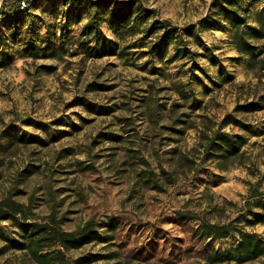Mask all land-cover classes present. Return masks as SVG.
<instances>
[{"label":"rangeland","instance_id":"rangeland-1","mask_svg":"<svg viewBox=\"0 0 264 264\" xmlns=\"http://www.w3.org/2000/svg\"><path fill=\"white\" fill-rule=\"evenodd\" d=\"M135 1L184 29L209 16L215 0ZM263 7L262 0L252 14ZM72 30L79 33V27ZM199 35L221 65L203 57L170 63L173 47L164 60L151 58L144 54L148 47L139 46V34L126 39L117 55L84 50L36 61L17 56L0 67V201L21 202L36 221L52 218L67 231L118 220L113 241L71 251L73 260L110 254L112 259L93 264H210V251L196 234L200 225L234 220L254 190L264 193V109H238L251 102L264 106V71L240 55L224 23ZM185 39L192 51L204 52L192 37ZM259 46L264 50V41ZM195 64L208 67L207 74L195 73L202 84L190 77ZM175 84L186 85L184 94ZM226 118L251 125L254 133L233 123L223 128L249 142L242 157L221 169L205 159L202 144L204 132L211 134ZM10 125L30 143L8 146ZM11 224L3 222L8 232L16 230ZM254 230L264 233L261 225ZM0 263L32 264L15 250L0 253Z\"/></svg>","mask_w":264,"mask_h":264},{"label":"trees","instance_id":"trees-1","mask_svg":"<svg viewBox=\"0 0 264 264\" xmlns=\"http://www.w3.org/2000/svg\"><path fill=\"white\" fill-rule=\"evenodd\" d=\"M20 1L0 0V67L14 60L15 51H20L34 61L62 57L65 54L78 55L84 50L95 57L117 55L126 39L139 34H142L138 39L139 46H147L148 50L144 54L151 58L164 60L168 49L173 47L175 52L168 56L170 63L185 58L196 63L198 58L203 57L210 64L218 66L221 65L219 56L214 49L203 45L199 33L221 29V24L224 23L230 28L231 43L240 55L250 57L252 64H260L264 71V58H260L264 50L259 46L264 41V7L252 14L253 7L262 0H215L209 16L202 19L198 26L191 25L184 29L172 26L167 20L156 19L154 10L135 0H28L25 10L21 9ZM37 10L41 13L38 14ZM60 16L63 19L59 23ZM251 20L256 23L254 26L250 23ZM75 26H81L78 34H73L72 28ZM43 27H46L44 33ZM105 30L113 38H109ZM185 36H190L203 45L204 52L192 51ZM149 39L154 40L149 44ZM126 49L128 48L124 47ZM207 68L195 64L189 70L190 77L202 84L201 78L195 73L199 70L207 74ZM47 69L52 70V67ZM175 85L184 94L183 87L186 85ZM238 109L256 112L264 109V106L251 102ZM232 123L246 132L254 133L251 125L236 118H226L217 130H213L211 134L209 131L203 134L205 159L216 163L221 169L233 159L242 157L244 146L249 142V137L244 134L223 131L225 126ZM19 133L12 125L6 128L8 146L30 143L31 137L27 138L26 134ZM153 179L152 175L149 182ZM254 193L256 194L250 197L253 200L246 201L241 214L234 220L224 224L204 221L196 231L210 251V264H244L264 259V233L254 230L260 225L264 227V193H257L255 190ZM32 217L34 216L29 215L21 202L11 198L0 201V242L3 243L1 254L9 250L21 251L29 257L32 264H93L114 257L110 254H88L73 260L68 253L92 243L108 244L113 241L114 233L119 227L116 218H110L105 226L93 220L77 230L67 231L52 218L49 222H38ZM5 221L11 222L16 230L8 232L7 226L3 225ZM102 227H108V230L101 232ZM231 238L234 242L224 248H216L212 244L215 240Z\"/></svg>","mask_w":264,"mask_h":264},{"label":"crops","instance_id":"crops-1","mask_svg":"<svg viewBox=\"0 0 264 264\" xmlns=\"http://www.w3.org/2000/svg\"><path fill=\"white\" fill-rule=\"evenodd\" d=\"M48 4H46V6H47ZM75 27H79V32L81 31V26H75ZM17 52H19V53H17ZM17 56H20V57H24V55L20 52V51H15L14 53H13V58H14V60L16 59V57ZM26 57V56H25ZM14 60L12 61V62H14ZM11 62V63H12ZM10 63V64H11ZM10 64H8V65H10ZM4 67H6V66H4ZM3 68V67H2ZM245 147V146H244Z\"/></svg>","mask_w":264,"mask_h":264},{"label":"built area","instance_id":"built-area-1","mask_svg":"<svg viewBox=\"0 0 264 264\" xmlns=\"http://www.w3.org/2000/svg\"><path fill=\"white\" fill-rule=\"evenodd\" d=\"M27 5H28V0H21L20 1V6L22 10L27 9Z\"/></svg>","mask_w":264,"mask_h":264}]
</instances>
